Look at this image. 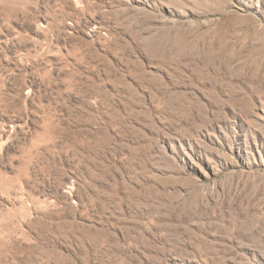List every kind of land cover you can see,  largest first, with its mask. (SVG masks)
I'll use <instances>...</instances> for the list:
<instances>
[{"label": "rangeland", "instance_id": "374dc122", "mask_svg": "<svg viewBox=\"0 0 264 264\" xmlns=\"http://www.w3.org/2000/svg\"><path fill=\"white\" fill-rule=\"evenodd\" d=\"M0 264H264V0H0Z\"/></svg>", "mask_w": 264, "mask_h": 264}]
</instances>
